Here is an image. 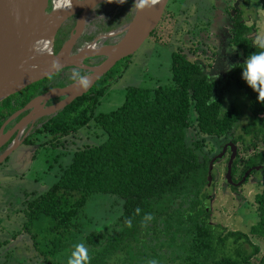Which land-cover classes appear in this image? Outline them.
Returning a JSON list of instances; mask_svg holds the SVG:
<instances>
[{
	"label": "trees",
	"instance_id": "16d2710c",
	"mask_svg": "<svg viewBox=\"0 0 264 264\" xmlns=\"http://www.w3.org/2000/svg\"><path fill=\"white\" fill-rule=\"evenodd\" d=\"M225 14L230 26L226 46L235 49L227 58L229 69L236 65L231 70L208 73L193 61V50L179 48L172 53V85L154 90L132 87L118 109L96 115L109 81L120 77L112 69L87 94L39 122L35 130L60 140L95 121L106 139L74 152L57 182L24 202L26 225L47 217L54 223L51 233L60 227L70 229L96 195H111L121 202L119 216L106 228L82 235L91 264H147L153 258L160 264H255L254 259L264 264V254L260 257L261 249L252 243L255 237L264 240V188L255 196L258 218L250 232L231 231L222 237L211 222L207 191L221 158L203 154L200 141L187 142L194 111L197 132L229 138L224 147L231 155L240 154L239 144L246 152L254 150L244 160L230 157L226 170L233 192H238L246 174L264 173V148L258 150L259 145L264 147V103L241 78L245 59L259 51L251 36L255 25L247 24L242 9ZM130 58L118 63L122 64L118 75ZM50 88L40 81L1 102L0 129ZM240 164L244 169L238 175ZM147 213L155 220L142 228ZM164 249L172 254L162 253Z\"/></svg>",
	"mask_w": 264,
	"mask_h": 264
},
{
	"label": "rangeland",
	"instance_id": "374dc122",
	"mask_svg": "<svg viewBox=\"0 0 264 264\" xmlns=\"http://www.w3.org/2000/svg\"><path fill=\"white\" fill-rule=\"evenodd\" d=\"M235 9L244 10L247 24L255 25L251 34L254 40L259 33H264V0H171L156 35L149 37L127 60V68L121 75L117 73L122 64L113 68L115 75L120 77L109 81L95 114L118 109L132 87L154 90L172 85V53L179 48H184L187 53L193 50V61L201 64L208 73L223 74L224 69L229 68L228 55L232 56L235 51L226 46L230 26L225 12L235 14ZM202 30L205 33L201 34ZM190 119L192 126L187 131V142L200 141L203 154L212 159L221 158L213 167L214 183L207 189L211 195L212 224L222 237L231 231L249 233L257 222L255 196L264 188V173L258 176L246 174L238 185V192H233L226 170L232 155L224 147L229 138L201 135L197 132L194 111ZM94 122L60 140L33 130L34 126H31L25 136L27 141L23 139L1 162L0 264H66L73 245L83 242V234L106 228L119 216L122 206L115 196L96 195L70 229L60 227L56 233H51L54 223L51 224L47 217L25 224L24 202L47 192L57 182L63 168L71 163L74 152L105 141L103 131ZM237 147L240 154L236 152L234 156L243 160L254 151L246 152L241 144ZM262 148L259 145L258 150ZM243 167L239 165L238 175ZM252 243L261 249V257L264 240L255 237ZM246 248L250 250L248 246ZM162 253L172 254V251L164 249ZM254 262L258 264L255 259Z\"/></svg>",
	"mask_w": 264,
	"mask_h": 264
},
{
	"label": "water",
	"instance_id": "95a60500",
	"mask_svg": "<svg viewBox=\"0 0 264 264\" xmlns=\"http://www.w3.org/2000/svg\"><path fill=\"white\" fill-rule=\"evenodd\" d=\"M80 8L70 10H56L52 0H0V103L7 98L25 90L26 88L49 78L47 70L51 60L58 57L64 66H77L86 57H105L106 60L89 74L92 77L91 86L78 91L70 84L64 88H54L34 98L25 107L15 112L0 129V149L9 142L13 134L28 124H34L43 117L56 115L76 99L87 94L96 83L119 62L133 56L146 42L151 33L158 26L169 0H159L151 10H136L135 16L124 27V34L112 46L91 48L86 47L81 54L72 56L71 51L82 30L83 19L94 7L106 0H72ZM40 9L35 12V9ZM83 12L79 22L77 34L63 45L58 54L54 53V43L62 25L73 15ZM19 17V19H17ZM50 39L52 56L36 55L33 45L38 40ZM65 97L63 100L49 106L47 102ZM28 112L13 131L5 132L8 125L20 115ZM25 138V137H24ZM15 140L0 156V164L20 144ZM233 147V146H232ZM235 152V149H233ZM232 155V160L235 158ZM232 161H230V164ZM228 177L230 178L229 172Z\"/></svg>",
	"mask_w": 264,
	"mask_h": 264
},
{
	"label": "flooded vegetation",
	"instance_id": "af4514ba",
	"mask_svg": "<svg viewBox=\"0 0 264 264\" xmlns=\"http://www.w3.org/2000/svg\"><path fill=\"white\" fill-rule=\"evenodd\" d=\"M169 2H171V0H169ZM169 2L167 6L169 5ZM133 4H134V0H126V2L122 4L119 3L118 0H106L100 3L99 5H97L96 7H94L90 12L86 14V16L82 21L83 22L82 30L81 32H79V37L71 51V55L75 56L81 54L83 49L86 47L98 48V47L112 46L116 44L119 41L120 37L124 34L123 32L124 27L128 23H130L135 16L137 9L133 7ZM166 8L164 10V13L166 12ZM82 15L83 12L77 13L73 15L71 18H69L62 25L55 38V43H54L55 54H58L61 51L63 45L71 38L72 35L78 33L77 27L79 25L80 20L82 19L81 18ZM163 19L164 17L162 16L158 26L155 28V30L151 33L149 37L151 36L154 37L156 35V32L158 30L157 28H159L160 23ZM105 60H106L105 57H99V56L86 57L82 59L81 63L77 66L81 67L82 70H84L87 74H90L92 72L91 71L92 68H95L96 66L100 65ZM74 67L75 66L66 67L60 73L55 74L51 79L46 78L42 80L44 81V87L51 86V88L48 89L46 92L54 88H64L74 83L70 78L71 70ZM110 72H108L102 78L107 76ZM64 98L65 97L55 98L47 102L45 106L53 105L63 100ZM27 114L28 112L20 115L14 122H12L10 125L6 127L5 132L13 131L16 125L20 122V120L23 117H25ZM44 118L46 117L40 118L34 124L32 123L28 124L27 126L23 127L22 130L18 129L13 134L9 142L6 143L0 149V156L11 144L15 142V140L18 139L19 141L22 142V140L24 139V141H26L27 139L24 137L26 136V133L28 132L29 128L31 126H34L33 130H35V128L38 127L39 122Z\"/></svg>",
	"mask_w": 264,
	"mask_h": 264
},
{
	"label": "clouds",
	"instance_id": "9594fccd",
	"mask_svg": "<svg viewBox=\"0 0 264 264\" xmlns=\"http://www.w3.org/2000/svg\"><path fill=\"white\" fill-rule=\"evenodd\" d=\"M119 3H125L126 0H118ZM54 8L60 10H70L73 7L72 0H52ZM159 3V0H134L133 7L140 11L151 10ZM19 19V17H17ZM53 41L50 39L38 40L33 45V51L36 55L47 54L52 56L51 45ZM254 46L259 51L250 54L244 61V66L241 72V78L246 82L247 86L257 93V100L264 103V33H259L255 40ZM236 67V65H231ZM63 65L58 57H54L51 60L50 66L47 70L49 79L55 74L60 73L63 70ZM231 68L227 70H231ZM70 78L74 82L73 86L78 91H84L88 89L92 84V77L87 74L81 67H74L71 70ZM214 99V98H213ZM215 100V99H214ZM140 209H136V213H140ZM155 217L151 213H147L143 216L140 226L147 228L150 222L154 221ZM128 227L132 226V221H126ZM91 255L88 247L83 242H79L73 245L70 256L67 259V264H91ZM147 264H160V262L153 258L147 261Z\"/></svg>",
	"mask_w": 264,
	"mask_h": 264
},
{
	"label": "bare ground",
	"instance_id": "6f19581e",
	"mask_svg": "<svg viewBox=\"0 0 264 264\" xmlns=\"http://www.w3.org/2000/svg\"><path fill=\"white\" fill-rule=\"evenodd\" d=\"M72 2H73V1H72ZM72 8H73V9H76V8L78 9V8H80V6L76 5L75 2H73V7H72ZM39 9H40V7L36 8V9H35V12L37 13V11H38ZM91 48H93V47H91Z\"/></svg>",
	"mask_w": 264,
	"mask_h": 264
}]
</instances>
